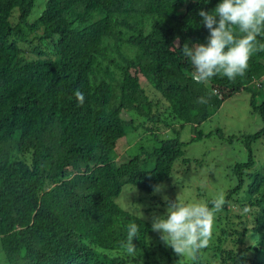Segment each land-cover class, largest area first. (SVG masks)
Masks as SVG:
<instances>
[{
	"label": "trees",
	"instance_id": "trees-1",
	"mask_svg": "<svg viewBox=\"0 0 264 264\" xmlns=\"http://www.w3.org/2000/svg\"><path fill=\"white\" fill-rule=\"evenodd\" d=\"M36 1L0 0V264H264L259 0H45L31 18ZM239 93L261 125L217 130L233 155L221 200L161 232L118 204L201 165L187 147Z\"/></svg>",
	"mask_w": 264,
	"mask_h": 264
},
{
	"label": "rangeland",
	"instance_id": "rangeland-1",
	"mask_svg": "<svg viewBox=\"0 0 264 264\" xmlns=\"http://www.w3.org/2000/svg\"><path fill=\"white\" fill-rule=\"evenodd\" d=\"M259 3V9H264V0H259ZM44 4L45 0L36 1L31 18L41 13ZM123 117L126 120L129 119L125 114ZM180 125L178 124L176 127L180 131L182 140L187 142L192 137V128L186 125L181 129ZM260 125V119L250 113L249 95L239 93L225 100L221 108L198 128L204 134L210 133L211 137L192 143L186 149L185 157L191 160L190 164L195 165L193 160H200L202 161L201 165L196 162L198 167L195 165V169L190 165L181 167L182 171L178 175L172 176L157 187L154 192L156 200L152 203L143 204L139 201L143 196L136 191L125 192L123 190L117 200L118 204L126 210H135L144 215L143 218L152 224L156 232H161L164 227L169 225L168 215L179 213L184 208V210H188L189 215L174 221L175 225L173 226L176 224L180 227L189 226L199 219L205 199L218 198L221 200L224 191L231 186V182L226 177L227 166L230 161H233L229 155L231 148L222 146V140L219 138L217 130L220 129L225 135L253 133L260 128ZM135 145L136 142L133 145L125 139L122 140L117 147L119 152L117 162L126 160L127 156H132ZM201 193H205L204 198L198 196ZM171 240L173 245H179L175 237Z\"/></svg>",
	"mask_w": 264,
	"mask_h": 264
}]
</instances>
